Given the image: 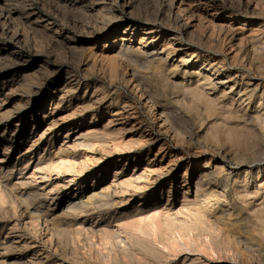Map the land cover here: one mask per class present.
<instances>
[{"label":"rangeland","instance_id":"1","mask_svg":"<svg viewBox=\"0 0 264 264\" xmlns=\"http://www.w3.org/2000/svg\"><path fill=\"white\" fill-rule=\"evenodd\" d=\"M238 1L179 0L194 11L195 18L206 20L202 30L197 28L200 31L198 34L206 37V41L215 39L202 46L195 44L196 47L210 50L212 54L221 53L229 66L232 65L230 56L239 50L245 55L250 50L251 44L245 39L247 36L256 35L264 41V0H261L254 15L247 14L243 2ZM107 4L89 2L73 5L67 0H0V166H5V171H0V264H264V222L258 219L264 218V160L253 162L250 157L261 145L252 147L248 144L252 141L264 144V129L248 119L249 112L246 114L243 108L232 104L218 91L202 90L203 98L194 101L190 97L187 99L185 94L175 95L172 89L165 86L162 74L153 64L133 54L119 56L124 28L111 37L99 32L91 36L87 31H97L101 26V15L98 13H106ZM117 7L120 11L124 10L119 5ZM260 8L263 10L259 13ZM159 9L158 0H134V15L131 17L124 12L123 19L125 22L136 21L141 25H157L162 30L177 31L175 24L167 25L161 21ZM230 15L237 19L233 21V29L247 21L243 35L222 29L227 21L230 23L227 19ZM193 22L196 24L195 19ZM133 37L124 45L138 47L141 36L135 33ZM263 53L260 59L264 63ZM240 67L244 69L242 64ZM135 84H138L139 92ZM143 92L145 95L142 97ZM146 95H152L154 107L146 104ZM163 107L172 114L167 127L157 120ZM175 132L180 133L179 142L172 140L171 135ZM150 135L155 139L147 142ZM204 135H208L213 144L221 149L215 151L208 148L205 142L202 143ZM259 138H262L261 141ZM79 139L93 145L91 148L83 146L81 152H86L84 157L76 156L81 148L75 147ZM60 147L63 148L58 154V159L62 158L60 161L69 163L71 158L76 159V164L84 161L85 164L80 167L85 168L81 170L77 166L75 171L69 172L60 167L57 160L55 168L51 166L46 173H39L34 167L39 155L44 158L41 162L44 163ZM199 152L203 154L198 155ZM220 155L227 160L234 157L240 161L245 159L238 167L241 171L248 169L250 174L246 179L244 176H234L227 181L220 179L218 192L225 195L223 205L228 201L237 207L228 204L225 210L235 212L226 218L224 224H218L215 218L218 214L216 201L211 203L214 206L208 210L209 218L220 232L198 228L184 237L188 246L197 250L196 253L194 250L186 251L190 253L186 255L188 261L183 255L172 256L160 263L146 254L140 243L129 238V232L127 236L126 230L118 228L119 219L123 217L121 212L127 210L131 215L138 203L150 205L147 208L151 209L153 201L161 196L159 187L151 186L145 192L133 190L126 196L124 206L119 204L112 209L106 204L102 206L106 197H96L86 208H72L93 193L91 185L95 181L96 187H105L115 179H126L133 173L144 175L147 170L149 177L165 174L164 191L173 186L171 201H174V196H180L182 191L177 189H182L185 173L190 171L185 187L191 186L189 197L193 199L202 165L209 160L215 164V157ZM180 156L182 160L177 161ZM2 157L5 161L1 163ZM155 163H160V166ZM192 163L193 171L188 168V164ZM259 168H262L260 176L257 173ZM169 169L173 171L168 173L166 170ZM33 171H38L34 177L31 175ZM117 171L120 176L114 179ZM100 172L104 173L98 180ZM147 174L142 179L143 183L149 180ZM243 181L247 184H241ZM167 196L165 193L163 203ZM238 212L241 219L237 218ZM108 232L115 237L112 235L111 242L106 240L107 244L105 239L104 242L101 239L106 238ZM249 232L258 241L247 245ZM104 233L106 235L103 236ZM154 240L158 239L155 237ZM122 246L126 249L125 254ZM198 250L202 254L199 255ZM105 253L109 259L103 261L100 254Z\"/></svg>","mask_w":264,"mask_h":264},{"label":"bare ground","instance_id":"2","mask_svg":"<svg viewBox=\"0 0 264 264\" xmlns=\"http://www.w3.org/2000/svg\"><path fill=\"white\" fill-rule=\"evenodd\" d=\"M71 1L73 2V5L74 4L76 5L79 3L86 5V4H89V2H90V4L98 3V4H103V5L109 3L106 5L108 7V11L106 13H104V14H101V12L98 13L101 15V16H99V20H100L99 22H100L101 26L98 28V30L95 31L93 29V30H91V32H89V31H87V32L90 33L91 36L95 34L94 32H99V34H101L103 36L105 35L106 37L107 36L111 37L115 33H117L121 28H124L123 36L120 39V41L123 43V45H122V49L120 48L121 50H119L120 51L119 56H125V57L127 56L128 57L129 54H133L137 58L144 59L146 62L153 64L155 66V68L162 74V79H163V83L165 84V86L169 89H172V91H174L173 94H175V95L185 94L186 97H188L187 99H189V97H190V100L194 101V100L200 99L202 97V90H209L212 92L218 91V94H220L224 98L227 97L230 100V102H232V104H236V105L238 104L239 107L243 108L245 110L246 114H248L247 112H249L248 119H250L251 122L258 124L259 126H261L264 129V63L260 59V55L264 51V41H262V39H260L258 36L249 35V36H247V38H245V39H248V41L251 44L250 50L247 51L245 55H243L241 50L237 51L232 56H230V54L228 52V54L230 56L229 60H230V62H232V65L229 66L226 63V58L221 57L222 56L221 53L216 52L215 54H212L210 50L204 51L201 48L196 47L195 44L202 46L206 43H210V41H211V40L206 41V39H205L206 37L204 38L203 35L198 34V32H200V31H197V28L198 29L201 28V30H202L205 27L206 20L204 22L202 17L198 18V19L195 18L194 11H192V9H190L189 6H188L189 7L188 8L187 6H185L184 3L179 2V0H158L160 2V9L158 10V12H159L161 21L165 22L167 25H171V24L174 25L175 24L177 26V29H178L177 31H172L170 29L162 30L157 25H153V26L141 25L140 23H138L136 21L125 22V20L123 19V15H124L123 13L124 12H126V13L128 12L129 15H131V17H132V15H134L133 14V2H134V0H121V1H119V0H112V1L111 0H67V2H71ZM209 1L210 0H208V2ZM239 1L243 2L242 6L245 8V12L247 14H250V15L256 14L257 13L256 10H258V6H259V4H261V0H246V1L245 0H243V1L239 0ZM239 1H238V3H239ZM234 3H236V2L234 1ZM117 5L124 8V10H122V11L118 10ZM200 6H201V4H200ZM260 6H262V5H260ZM261 10H263V9L260 8L259 13ZM9 12H11V11L9 10ZM159 15H157V16H159ZM198 15L199 14H197L196 16H198ZM194 19L196 20V24H193ZM227 19L230 20V23L227 21L226 26H224V25H223V27L221 26L223 30L233 31V32L236 31L237 32L236 34H238V35L244 34L243 30H245V28H246L245 26L247 25V23H246L247 21L244 23H241V25L238 26L236 29H233L232 24H233L234 20H237L236 17L234 15H230ZM157 20H158V18H157ZM207 24H209V23H207ZM261 25H262V23H261ZM210 28H211V25H210ZM257 28H258V26H257ZM135 33L140 34V36H141L139 39V43H138L139 46L135 48V47H131V46L127 47V45H124L128 40H129V42L132 41V38H134L133 36ZM234 36H233V38H234ZM231 39H232V36H231ZM242 39H243V36H242ZM234 40H236V39H234ZM213 41H211V42H213ZM236 42H238V41H236ZM148 48H150V49L148 50ZM223 54H225V53H223ZM226 57H227V55H226ZM241 64L244 66L243 70H242V67H240ZM72 84H74V83H72ZM77 85H78V83H77ZM134 86H136V89L139 92L140 90L138 88V84H135ZM184 88H186L185 91H184ZM144 95L145 94L143 92L141 94V96L143 97ZM151 96L152 95H146L145 96V100H146L145 102H146V104L149 103L150 107H154L153 106L154 104H152ZM204 104H205V102H204ZM159 112L160 113L157 112L158 113L157 120L159 121V123H161V125H164L167 127V125L170 123V119L172 118L171 111L169 112V111H167L166 108L163 107V108H161V110ZM229 117H230V115H229ZM195 119H197V118H195ZM254 131H255V128H254ZM212 132H214V131H212ZM226 132H228V131H226ZM171 136L173 137L172 140H175V142H179L181 139L180 133H177V132H175V134L171 135ZM263 136H262V138H263ZM201 138L203 140L202 143L205 142L204 144H206L208 148L210 147L211 150L216 151V150L221 149L220 147L213 144V142L210 140L208 135H204ZM154 139L155 138L152 135H150V138L147 139L146 141L148 142V141H151ZM261 139L259 138L258 140L261 141ZM86 143H88V142L82 141L80 139L76 140L75 147H81L79 149L80 152L77 153L76 156L84 157L86 155L85 154L86 152H81L82 150H84L83 146H85L87 148H91V145H92L91 143H90L91 145L86 144ZM180 143H182V142H180ZM183 143H185V142H183ZM248 144L252 147H255V145H261L260 147H258V149L256 151L253 152L252 157H250V158L253 159V162L263 161L264 160V144L262 142H255V141L248 142ZM143 145H144V143H143ZM92 147H93V145H92ZM252 147H250V148H252ZM62 150H63V148L60 147L59 150L57 151V153L55 155L48 156V159H46V161L44 163H41L42 159H44V158L39 155L38 163L34 167L40 171L39 173H42V171L43 172L45 171L44 173H46V170L48 171V169L52 168L51 166H53L55 168L57 165L56 164L57 160L60 161V159H62V158L58 159V154H60L62 152ZM85 150H87V149H85ZM236 150H237V148H236ZM171 152L172 151H170V153ZM202 154L203 153H200L198 155H202ZM177 155H178V153H177ZM222 155H220L221 157H219V156L215 157V159H216L215 164H213L214 162L212 163V160H209L206 163H204V165H202V168L199 170V172H200L199 179L195 183L196 194H195L193 199H191L189 197V191H191L190 190L191 186H188L187 189L185 187L186 184H188V182H189V178H190L189 172L190 171H188V172L186 171V173H185V178H186L185 184L183 185L182 189H180V190L177 189V191H179V192L182 191V192H181L180 196H178V195L176 197L174 196V198L172 199L174 201H171V197H172V193H173L172 192L173 186L167 188L166 192L164 191V185H163L164 179L163 178H164L165 174H163V175L157 174V175H153L152 177H149L150 174L148 176V174H147L148 170H147V173L145 171L144 175L133 173L132 175H130L129 178L124 179L122 177L119 179H115V178H118V176H120L119 171H117L114 175L115 180L113 181L112 184L105 186V187H104V185L96 187L97 181H95L91 185L93 187L91 189L93 191V193L89 197H87L86 201H81L79 203H76V204H74V206H72V208L74 210L86 208L87 206L92 204V202L96 199V197H106L107 200L105 203H102L103 204L102 206H104L106 204V206L108 208L112 209V208H116V206H118L119 204H121V206H124V203L127 202V201H125V199L127 198L126 196L131 194L130 192L133 190L135 192L136 191L145 192L151 186L153 188L159 187L161 189L162 193H161V196H159L157 199H155L153 201L154 204H153L152 208L148 209L147 207L150 205H145V203L144 204L138 203V205L134 206V208H133L134 211L131 215H128L127 210H126V212H121L123 214V217H121L119 219L121 221V223H120V227L118 226V228L119 229L122 228V229L126 230V232H127L126 235L129 232V234H128L129 238H131L132 240L135 239V242L140 243L139 245L142 246V249H143V251L146 252V254L155 258L159 262L167 260L172 256L174 258V257H178V256H183V255H184L183 256L184 259L188 261L189 258L186 255L187 254L189 255L190 253H187V252H189V251L191 252L194 249L192 250L191 247L188 246V244L184 240V237H186L189 233L197 230L198 228H201L202 231L203 230H210L213 233L216 231H219L218 227L214 226L215 223H212L210 220L211 218H209L211 216L209 215L208 210L214 206V204H211V203L213 201H216L215 210L217 211L218 214L216 213L217 216H215V218H216V223H218V224L219 223L224 224L226 222V218L232 216L233 213L235 212L234 210H229L232 212L225 210V207L229 206L228 204H230V203L228 201H225L226 203H225V205H223L224 201L222 199H223L224 194L221 195V193L218 192L220 179L227 181V180H230L231 178H233L234 176H244L243 178L246 179L250 174V172L247 171L248 169L243 170V171L239 170L238 166L241 165L243 162H245V159L244 160L241 159V161H240V160H238L237 157H234L232 159L227 160V158L223 157ZM177 158H178L177 161H180V160H182L183 157L180 156ZM75 160H72V158H71V162H69L67 160L69 163H66V160H65V162H62V160H61L59 162L60 165L59 164L58 165L60 167H64V169H66L69 172L70 171L73 172V171H75V167H77V166L80 167V165H81V167H83V165L85 164V163H83L84 162L83 161L80 164H78V162H77V164H78L77 165ZM4 161L5 160L2 157L1 163ZM160 163L163 165L162 162H160ZM160 163H155V164L159 165ZM193 166H194L193 163L188 164V168L191 169V171H193L192 170ZM4 167H5L4 165L0 166L1 172L5 171ZM81 167L79 168L81 170L85 168V167L84 168H81ZM79 169H77V170H79ZM261 170H262V168L258 169V172H257L258 176H260ZM166 171L169 173V172H172L173 169H169ZM103 173L104 172L99 173V179L98 180H101V178L103 177ZM37 174H38V171L37 172L33 171L31 173V175H33V177L36 176ZM145 174H147L146 177L148 176L149 180H148V182L143 183L142 179L144 178ZM153 174H156V173H153ZM42 177H46V176H42ZM31 180H33V179H31ZM27 181H29V179L26 180L25 182H27ZM71 181H73V178ZM25 182H22V183H24V185H27L28 183L26 184ZM94 184H95V187H94ZM241 184L246 185L247 183H246V181H243V183H241ZM6 185L8 186L9 184H4V186H6ZM165 193H167L168 196H167V200H165L166 202L163 203L162 200H163V196L165 195ZM117 197L119 198V201H115V198H117ZM226 197H224V200L226 199ZM34 198H35V196H34ZM230 205H234V208L237 207V206H235L234 203H232ZM72 208H70V209H72ZM240 214H241L240 212H238V214H236L237 218H239ZM242 214H243V212H242ZM255 218H256V216H255ZM239 219H241V218H239ZM258 219L264 222V218L259 217ZM235 231H236V229H235ZM106 233H107V231H106ZM106 233H104L102 235L104 236V235H106ZM113 233L115 234L114 229H113ZM113 233L111 232V233L107 234L106 235L107 237L105 236L106 238L101 239L102 242H104V239H105V242H107L106 240H108V242H111L110 238L113 239V237H115L113 235ZM118 233H117V236H118ZM122 233H123V231H122ZM63 234H65V233L63 232ZM110 234H111V236H110ZM124 234H125V232H124ZM112 235H113V237H112ZM140 235L143 236L142 239L140 238ZM147 237H150L151 239L150 240L149 239L148 240L143 239V238H147ZM155 237L158 240H154ZM255 240L258 241V239L254 236V234L249 232L248 237L246 238V241H248V242H246L247 245L250 244L251 242H255ZM213 241H214V239H213ZM108 242H107V244H108ZM155 242H157V243H155ZM126 243H127V241H126ZM205 243H207V242H205ZM230 244H234V243L231 242ZM190 245H192V244H190ZM193 245H195V248H197L196 244H193ZM255 245H256V243H255ZM199 246H201V245H199ZM234 246L236 247V244H234ZM260 247H262V244ZM212 248L213 247H211V249ZM112 250H109V251L111 252ZM118 250L121 251V249H118ZM212 250L214 251V249H212ZM124 251L126 253V249H124V247H123V249H122L123 254H125ZM196 251H195V253H196ZM105 252H107V251H105ZM108 252H107V254L110 253V252L109 253ZM201 252H200V250H198L199 255L202 254ZM127 253H129V252L127 251ZM107 254L106 255L100 254L103 261L104 260L106 261L109 259V256L111 254H109V256ZM231 254H233V253H231ZM105 256H107L108 258L106 259ZM235 256H236V254H235ZM123 257H124V255H123ZM131 257H132V254H131ZM137 257H138V255H137ZM259 257H261V256H259ZM130 260L132 262V258ZM36 261L41 262V260H36ZM132 263H134V262H132Z\"/></svg>","mask_w":264,"mask_h":264}]
</instances>
